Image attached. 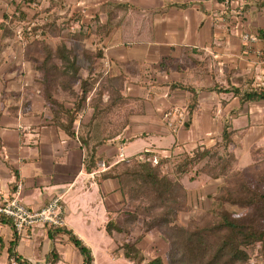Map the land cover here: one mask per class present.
Wrapping results in <instances>:
<instances>
[{
    "label": "crops",
    "instance_id": "1",
    "mask_svg": "<svg viewBox=\"0 0 264 264\" xmlns=\"http://www.w3.org/2000/svg\"><path fill=\"white\" fill-rule=\"evenodd\" d=\"M19 1L13 0V9ZM54 1L59 14L76 17L69 32L96 31L83 39L62 36L67 46L78 43L102 54L92 64L87 61L78 77L92 72L103 79H125L124 94L129 98L121 111L125 124L105 123V132L114 135L98 149L101 158L94 168L87 170L78 134L91 120V108L85 103L77 112L76 133L69 135L61 127L67 119L59 106L69 110L75 98L56 91L53 96L59 103L46 102L40 74L23 54L24 42L0 31V200L10 197L18 183L22 203L33 209L60 195L64 229L90 248L93 264H97L96 249H103L113 260L124 255L122 244L127 237L135 236L143 255V247L156 249L161 237L143 232L137 215L135 224L124 228L132 208L126 191L119 178L103 173L141 153L164 159V167L167 163L175 166L181 154L213 147L224 131L231 135L229 149L235 154L236 169L264 154V99L242 98L250 88L264 89V0ZM27 5H23L26 13ZM107 21H111L109 32L99 35L96 26ZM243 33L255 35L257 41L243 40ZM7 46L13 50H4ZM192 90L195 110L190 116L186 111L185 120L176 128L169 127L163 114L173 107L187 110ZM241 160L244 166L238 164ZM100 161L108 167L101 169ZM196 173L186 181L180 178L192 206L196 192L206 193L208 201L221 182ZM108 223L115 224L110 233ZM50 228L35 226L17 235L13 252L31 264H82V254L68 234H54L57 230ZM106 236L113 241L106 243ZM0 237L4 244L0 261L6 264L7 246L15 235L5 220L0 221Z\"/></svg>",
    "mask_w": 264,
    "mask_h": 264
},
{
    "label": "trees",
    "instance_id": "2",
    "mask_svg": "<svg viewBox=\"0 0 264 264\" xmlns=\"http://www.w3.org/2000/svg\"><path fill=\"white\" fill-rule=\"evenodd\" d=\"M35 2L36 0H20L14 9L5 12L0 21V31L2 35H12L17 28L23 29L26 38L23 54L40 74L39 82L46 102L59 103L53 96L56 91L67 92L75 98L74 106L69 110L59 106L67 119L65 123L61 122V127L69 135L76 133L73 124L77 112L85 103L91 108V120L84 126V131L78 134L81 145L85 148L86 168L91 170L101 158L97 154L98 149L114 135L113 132H105V123L114 126L125 124L121 118V111L129 100L124 94L125 79L109 76L101 80L100 75L92 72L85 77H78L81 67L77 52L74 47L67 46L62 38V32L70 29L71 22L76 21V17L60 15L56 9L58 3L54 0H50L44 9L47 14L42 23L29 25L31 32H39L41 37L29 39V34L25 32L27 25L23 24L28 18L23 5ZM97 28L99 35H106L111 28V21L97 25ZM92 32L96 33L95 30L77 31L72 36L83 39ZM84 55H87L91 63L102 56L99 50L86 51ZM174 87L184 85L174 84ZM104 95H107L106 100L103 99ZM242 96L246 101L261 100L264 99V89L250 88L243 91ZM195 107L196 92L192 90L186 106L189 116ZM230 137V133L224 131L213 147H197L192 153L179 156L175 164L176 174L196 169L210 179L221 180L215 191L207 197L208 205L203 218L186 224H181L178 218L180 211H192L188 190L165 170L164 159H159L158 164L153 165L135 157L130 160L127 168L123 169L122 164L117 163L103 173L104 177L119 178L125 184L128 204L142 213L146 212L153 224L164 230L169 264H249V249H257V254L264 257V159H255L251 164L236 169L235 154L229 149ZM147 197L150 199L145 202ZM226 203L244 208L245 212L235 215L227 209ZM3 220L5 218L0 217V221ZM112 225L115 226L114 223L107 224V231L111 230ZM50 229L57 230L54 234L67 233L69 240L82 254V264H93L90 248L79 238L64 227ZM16 241L17 235L7 246L6 264H10L12 258L17 264H31L13 252ZM135 244L128 237L125 239L122 244L124 256L129 260L136 258L139 263L144 257L139 254ZM3 246L0 237V256ZM52 255L56 256V253L53 252ZM147 264L165 262L158 255L149 259Z\"/></svg>",
    "mask_w": 264,
    "mask_h": 264
},
{
    "label": "rangeland",
    "instance_id": "3",
    "mask_svg": "<svg viewBox=\"0 0 264 264\" xmlns=\"http://www.w3.org/2000/svg\"><path fill=\"white\" fill-rule=\"evenodd\" d=\"M35 3H36V5H34V6L32 4H29L30 6L29 5L26 6V7H28V8H26L28 18H27V21L24 22L23 24H26L27 26L33 25L32 23H37V22L42 23V21L44 20V17L46 16V14L43 13L44 12L43 10L47 7L48 1L47 0H36ZM12 9H13V0H0V16L3 13V11L4 12L5 11L10 12ZM60 15H62V14H60ZM65 16H67V15H65ZM62 36H64L66 39L76 40V38L72 36V33L69 32L67 29H65L64 32H62ZM74 49L77 52L78 64L80 65V67L86 68L88 65V62L90 64H92L90 62V59L86 57L87 55H84L86 53V51H90L89 49H87L84 45H79L78 43L74 45ZM4 50L12 51L13 48L7 46L4 48ZM90 52H94V51H90ZM89 57H90V55H89ZM90 64H89V66H90ZM101 80H104V79L101 78ZM248 155H249V153H247V155H246L247 159H249ZM261 159H264V154L259 155L257 157V160H261ZM130 163H131V161L122 162V168L123 169L127 168L128 165H130ZM238 164H240V166L241 165L244 166V164H246V163H244V161L241 160V161H239ZM165 168H166L165 170H168L170 175H173L174 178L177 179L180 183H182L180 180L181 177H184L185 181H186L190 175L193 178L197 174L196 173L197 170L192 169L190 172H186V173L178 175L175 173V166L172 165V163L171 164L167 163ZM120 183H121L122 190L124 191L126 189L125 184L123 182H120ZM193 197H192V201H191V203L193 204L192 211L191 210L190 211L182 210L179 213L178 221L181 224H186L189 221L200 220L203 218V216L205 214V211H206L207 205H208V201L206 200V193H204V192H200V193L198 192L197 193L196 192L195 197L194 198ZM149 199H150V197H147L144 200L146 202V201H149ZM131 207H132L131 212H130L131 214H130V217H128L126 219V222L128 221V219H130L131 221H128L127 223L125 222L126 225H124V226L130 227V224H131L130 222H132V225H134L136 215H137V219L141 220L139 226L142 227L143 232L151 231L153 235L157 233L161 237V238H159V244H157L155 247L156 249H154L153 247L149 249L148 248L149 245L148 246L145 245V247H143V250H144V253L142 255L144 257L143 264H147V261L149 259H152L153 257L158 256V255L163 258L165 264H169V257L167 254L168 244H167V238L164 234V230L160 229L159 227L154 225L153 224L154 222L147 215L146 212L142 213L141 211L136 209L135 206L131 205ZM226 207L230 212H232L235 215H240V214H243L245 212L244 208L238 207L236 205H231L229 203H226ZM107 232L110 233V231H107ZM112 238H110L109 236H106V238H105L106 243L112 242L113 241ZM94 239L100 240L99 237H98V239L96 237ZM129 239L133 242H134V240H136L135 236L129 237ZM148 239H150V238L146 237V241ZM99 248H101V247L99 246ZM257 253H258L257 249H249V255H250L249 264H264V257L261 255H258ZM113 256H115V255L113 254ZM95 258H96L97 264H130L129 261H132V260L127 259L124 255H121V254L118 256L116 255L114 257V260H113L109 255H107L106 253L105 254L103 253V249H100V250L96 249L95 250ZM133 260L135 261L134 264H139L138 262H136V258ZM0 264H5V262L1 263V261H0Z\"/></svg>",
    "mask_w": 264,
    "mask_h": 264
},
{
    "label": "built area",
    "instance_id": "4",
    "mask_svg": "<svg viewBox=\"0 0 264 264\" xmlns=\"http://www.w3.org/2000/svg\"><path fill=\"white\" fill-rule=\"evenodd\" d=\"M227 3H230L227 1ZM74 30V27H71ZM25 32L28 33L29 39L41 37V33H32L31 27L27 26ZM16 39L25 42V33L21 27L17 28L15 36ZM245 41H257V37L252 34L243 33L241 35ZM261 86L263 83L261 82ZM166 123L171 128H176L177 125L183 123L187 116L185 108L173 107L163 114ZM119 157L123 158L122 148L119 149ZM140 161H149L151 164H158L159 159L156 156L146 155L141 153L136 157ZM101 169H106L108 166L100 161L97 163ZM22 185L18 183L13 194L0 202V217H4L13 230L14 235H22L29 228L35 226H48L51 228H58L65 226L64 219V205L60 195L53 196L46 204L38 209L30 208L24 205L21 201ZM10 264H17V261L12 258Z\"/></svg>",
    "mask_w": 264,
    "mask_h": 264
}]
</instances>
